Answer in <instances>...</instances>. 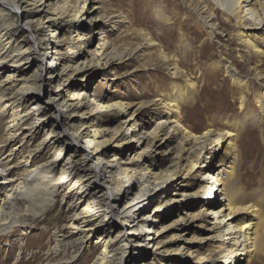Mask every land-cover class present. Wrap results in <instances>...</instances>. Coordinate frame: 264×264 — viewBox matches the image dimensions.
<instances>
[{
	"label": "rangeland",
	"instance_id": "obj_1",
	"mask_svg": "<svg viewBox=\"0 0 264 264\" xmlns=\"http://www.w3.org/2000/svg\"><path fill=\"white\" fill-rule=\"evenodd\" d=\"M22 1L0 10V264H107L113 243L123 264H222L232 241L215 236L240 217L214 213L207 181L264 217V0ZM97 165L112 179L100 193L86 176ZM140 176L162 185L142 205L154 228L139 248L105 206L131 205ZM242 240L238 264H264Z\"/></svg>",
	"mask_w": 264,
	"mask_h": 264
},
{
	"label": "bare ground",
	"instance_id": "obj_2",
	"mask_svg": "<svg viewBox=\"0 0 264 264\" xmlns=\"http://www.w3.org/2000/svg\"><path fill=\"white\" fill-rule=\"evenodd\" d=\"M234 1H235L234 4L236 6L237 5L239 6L241 3H247L248 2V0H234ZM22 2H23L22 0H13V3L16 6H21ZM6 6H10V4L7 3V0H0V10H3L4 8H6ZM261 15L263 16V19H261L262 20L261 24H263V22H264V6L261 7ZM244 23H246V19H244ZM250 24H251V22H250ZM205 25H207V24L205 23ZM240 25H242V24H240ZM248 25L249 24L243 25V28H245V29L249 28ZM256 25L253 24L251 27L256 28ZM258 27L259 26H257V28ZM31 28L32 27H29L28 29H31ZM26 44L30 45V48H29L30 51L35 50L33 48L34 46L32 45V43L30 41H27ZM252 48L255 49L256 47L253 45ZM71 51L72 52L70 54H73L74 49H71ZM255 52H258V49ZM56 53H58V52H56ZM21 54H24V53L21 52ZM21 54H19V55H21ZM19 62H21V61H18V64L15 66H20L21 63H19ZM41 62L43 63V66L41 67V73H43L44 69L45 70L50 69L48 67L49 65H47L46 62H45V67H44V59ZM227 67H225V68H227ZM74 96H75V94L73 93V97L71 99L72 101L77 100V98L74 99ZM169 103H170L171 107H170L169 111L166 113V120L168 121L169 124L173 123L175 125H178L179 119L175 115H176V112L178 111V105L180 102H179V100H176V97H173L169 101ZM255 103H256V106H260V100L259 99H256ZM60 115H61V120L66 119L65 112H61ZM207 134L208 133H204L200 137V139H205V138L207 139ZM226 137L228 138L227 148L229 149L230 147L234 146V144L236 142L235 140H237V135L235 133H229V134H227ZM64 138H66V137H64ZM66 139H67L66 141H70V142H66L67 145H70L71 148L72 147L74 148V144H73L71 138H66ZM75 141L78 142L77 137L75 138ZM86 147H87L86 152H88L86 155L87 156L91 155V157H92L93 153L90 152V150H89L90 147L89 146H86ZM75 151H76V149H73V152H75ZM224 152L227 153V151H225V150H224ZM112 166L113 165H111V167ZM107 168H109V166L103 167V166L97 165L96 170L94 172L86 174L87 177H90V179L88 181L91 182V188L89 190H91L92 192L97 191V193L98 192L100 193L99 190L101 189V186L97 183L98 178L102 181L106 180V183H110V182L112 183V179H110V177L108 176ZM124 170H126V169H124ZM121 172H122L121 175L124 176V179H128L126 181V183H129L131 181L132 177L129 176L128 174H126L124 171H121ZM209 179L212 180L213 179L212 176H210ZM135 180H137L138 183L141 182L140 183L141 188L138 191V193L136 194V196L134 197L132 204L129 205L128 207H125L121 212H118L116 210L117 207L114 208V205H112V204L110 205V203L107 202V204L105 206V210L107 212V215L109 216V219L116 221V220H119V218H120L122 221L121 225H125L129 228V230H130L129 235L133 236L135 234L134 237H135L136 247L140 248L144 245V241H145L144 236L152 233L153 232L152 229L154 228V221L152 218H150L149 222H148V216H147V218H145V220H142V219L139 220L140 214L144 210L141 208H143L142 205L145 204V202L151 201L153 199V195L155 194L156 191L152 188V185L154 184L155 187H158L159 184L162 185V182L157 183L156 182L157 179H155L150 183V181L147 180V178H144L143 176H140V178H135ZM68 181H70V180H68ZM164 183L165 182H163V184ZM207 184H208V186H207V188L203 194V197L207 200L206 202L208 204H210V206H214V208H216L220 204L219 201H216V195H213V194H215L217 191L221 192V194H222V198L220 200L223 203H221V206H219L220 209L214 213H218V212H221L223 209H226L228 211V214L226 216L227 220H233V219H236L237 217H240L239 225H237V227L235 229H234V227H232L233 229L228 233L229 235L227 233L222 234L219 232V234L217 236H215L218 238L217 240H219L222 243H224L226 241L228 244V242L232 241L231 244L229 243L230 244V251H229L230 254L227 255L229 257L225 256L224 257L225 260L222 262V264H238L239 263L237 261H239L238 256H240V254L237 255V253H239L238 249H239V246L241 243L239 242V245H237V244H238V241L241 237H243V240H242L243 248L241 249L242 254L245 255L248 259L254 258V259L258 260L259 253L260 252L262 253L264 251L263 250L264 249V246H263V244H264L263 243L264 242V225L262 226L261 234L258 233L256 228H257V226H259V224L261 222L264 223L263 221H261V219L262 218L264 219V217H262V218L260 217L261 213L258 212L255 205H249L248 203L246 204V199H248V198L243 199V200L240 198H237V196H236L237 190L234 186L223 185L216 178H214L211 183H208V181H207ZM108 190L110 191V189H108ZM105 195H106V193H103V195H101V196H105ZM110 197L114 198V193L111 192L109 197L105 196V198H107V200H109ZM117 198H119V197L117 196ZM105 203H106V200H105ZM136 208H137V210H135ZM133 210H135V211L133 212ZM213 211H215V210H213ZM136 212H139V216H137L138 218L135 216ZM259 217H260V219H259L260 222L258 224L256 219ZM135 222H136V224H134ZM131 224H133V225H131ZM130 225H131V227H130ZM229 225H228V227H229ZM235 239H236V242H234ZM142 242H143V244H142ZM114 244L115 243H113L111 245V251H109L108 255L104 256L105 258H108V260H109L107 264H123V261H124L123 259H124L125 254H126V250H125L126 248L125 249L120 248L121 247L120 245H118V248H114ZM224 246L225 245H221L220 248H225ZM261 250H263V251H261ZM135 253H136L135 255L138 254L137 251ZM261 253H260V255H261ZM138 264H141V263L138 262Z\"/></svg>",
	"mask_w": 264,
	"mask_h": 264
}]
</instances>
